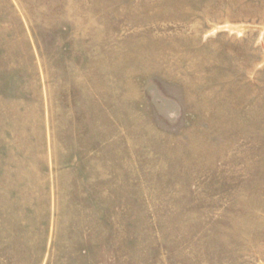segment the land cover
Returning <instances> with one entry per match:
<instances>
[{
	"label": "rangeland",
	"instance_id": "374dc122",
	"mask_svg": "<svg viewBox=\"0 0 264 264\" xmlns=\"http://www.w3.org/2000/svg\"><path fill=\"white\" fill-rule=\"evenodd\" d=\"M0 264H264V0H0Z\"/></svg>",
	"mask_w": 264,
	"mask_h": 264
}]
</instances>
